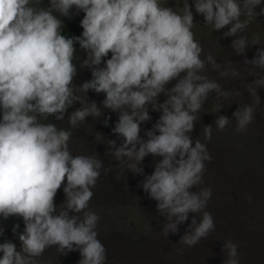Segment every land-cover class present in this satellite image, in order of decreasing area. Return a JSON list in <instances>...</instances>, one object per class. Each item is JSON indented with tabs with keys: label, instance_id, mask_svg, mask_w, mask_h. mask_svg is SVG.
I'll return each instance as SVG.
<instances>
[{
	"label": "clouds",
	"instance_id": "9594fccd",
	"mask_svg": "<svg viewBox=\"0 0 264 264\" xmlns=\"http://www.w3.org/2000/svg\"><path fill=\"white\" fill-rule=\"evenodd\" d=\"M262 4L264 0H177L173 7L168 0H48L43 6L42 0H0V222L17 217L24 224L22 232L19 223L12 228L19 248L12 240L0 242V264H37L50 247L62 255L78 251V264L106 262L96 230L100 217L89 209L103 162L95 154H73L71 130L45 122L48 117L64 120L77 102L81 106L68 115L71 128L102 114L96 101L77 95V43L86 53L80 67L90 69L92 76L79 84V92L104 93L103 108L118 113L112 133L120 143L108 139L105 153L119 161L117 179L125 169L144 175L148 155L161 158L138 187L157 201V211L166 218L165 236L177 233L192 212L201 218H192L179 243L192 247L207 238L215 229L205 210L212 190L192 189L203 183L212 156L190 133L211 93L217 99L231 96L208 77L206 67L222 77L237 73L232 61L222 67L210 54L202 58L203 46L193 32V6L214 31L227 29L223 36L234 37L232 48L244 54L249 40L243 33L252 19L264 16ZM80 13L82 33L63 34L61 17ZM243 63L258 76L244 86L259 102L257 88L264 86V75L256 70L264 71V47L251 60L245 55ZM150 107L160 115L145 139L141 129L152 119ZM233 116L236 131H246L254 108L239 107ZM109 120L105 117L103 124L108 126ZM231 121L218 115L216 128L223 131ZM203 133L211 140L212 125H204ZM95 139L103 141L99 133ZM62 186L66 198L57 211L55 198ZM4 231L0 229V237ZM222 251L224 264H239L237 243L226 240Z\"/></svg>",
	"mask_w": 264,
	"mask_h": 264
},
{
	"label": "rangeland",
	"instance_id": "374dc122",
	"mask_svg": "<svg viewBox=\"0 0 264 264\" xmlns=\"http://www.w3.org/2000/svg\"><path fill=\"white\" fill-rule=\"evenodd\" d=\"M42 2L43 6L48 5V0H42ZM261 7H264V4ZM259 10L260 8L257 7L256 11L259 12ZM82 17L83 13H80L71 19L80 24ZM226 30H219L215 37H211L212 40L206 41L208 45L204 54H213L223 49L222 57L232 61V68L237 75L228 77L219 75L222 78L219 82L222 89L230 92L231 96L228 99L223 97L217 99L215 93L214 96L209 95L197 114L198 119L192 132L194 139L207 143L208 140L204 139L203 126L211 124V140L228 145L222 155H217L218 159H213V164L205 169L203 175L208 185L206 187L212 190V197L205 210L212 214L215 229L207 238L201 239L202 245L178 246L192 218L196 217L198 222L201 218V214L190 212L188 220L178 225L177 233L169 232L164 237L173 246L169 251L161 255L158 250H155L145 259L135 260L133 256L126 257L127 260L123 264H224L227 257L222 248L228 239L238 245L239 264H264V86L257 88L259 95V102H257L244 85L252 83L258 76L253 75L251 67L243 63L245 55L251 60L256 55L257 49L264 47V16H256L245 29L243 35L248 37L249 47L244 54L235 53L231 46L234 37L223 36ZM254 37L259 38V44L252 45ZM76 48L75 62L78 76L74 84L77 87V95L83 96L89 102L96 101L98 106L102 107L104 93L97 94L92 90H89V93H82L78 90L79 84L91 79L92 76L90 69L80 67L83 59L86 58V53L80 49L79 45H76ZM225 65L226 62L221 64L222 67ZM207 67H210L208 71H215L211 65ZM256 72L264 75V71L259 69ZM175 82L173 81L168 87L173 86ZM245 105L253 106L254 119L246 131L237 132L233 113ZM217 108H221L220 112L216 111ZM218 115H226L232 120L223 131L218 130L215 125ZM147 163H149L148 166L154 164L152 161H144V171L149 169L146 166ZM90 210L96 212L101 219V224L96 230L103 235H110V241L116 248L122 249V245L128 246L130 241L133 242L139 237L147 239L151 234H153L152 241L162 239L157 236L164 233L160 213L144 215L133 208L126 212H123L124 210L109 211L104 208ZM209 241L212 242L213 249L203 246L208 245ZM146 244L141 245L142 248ZM127 249L130 250L129 252L133 251L130 246ZM185 251H188L187 255ZM190 251L195 252V256L191 257Z\"/></svg>",
	"mask_w": 264,
	"mask_h": 264
},
{
	"label": "trees",
	"instance_id": "16d2710c",
	"mask_svg": "<svg viewBox=\"0 0 264 264\" xmlns=\"http://www.w3.org/2000/svg\"><path fill=\"white\" fill-rule=\"evenodd\" d=\"M169 4L173 7L177 6V0H168ZM191 2V0H190ZM193 13H194V27L193 32L195 33V38L200 42L203 46L204 52L202 54V58L205 55L206 46L208 43L206 41L212 40L211 37H215L219 31H214L210 26H207L204 21L203 17L199 14L195 13L194 6H193ZM64 20V25L62 28V33L65 35H80L82 33V27L80 24L72 19L61 17ZM76 45H79L78 43ZM224 50L220 49L217 50L215 53L210 54L212 55L217 62L220 64L229 61V59L222 57ZM74 63H76L74 61ZM210 67H206L205 72L209 78L216 80L217 82H221V77L217 71H208ZM221 78V79H220ZM220 79V80H219ZM210 95H215L214 92ZM166 96L161 94L159 99L160 102H163ZM79 103L75 104L74 106L68 109V112L62 121H56L55 117H48V120L45 122H53L56 123L59 128L69 129L72 132V137L69 142V147L73 154H87L93 155L95 154L99 159L102 160L104 168L101 170V175L98 178L96 186L92 189L94 195L89 203V209H99L104 208L109 211H120L124 210L123 212L130 211L131 208L138 210L139 213L144 215H156L159 212L157 211V201L150 199L148 193H146L142 187H138L139 183L144 179V175L151 174L154 171V165L156 160L161 159L159 157H153L152 155H148L145 157L144 161H152L154 164L149 167L148 170L144 171V175L141 174H134L131 170L125 169L124 175L117 179V175L119 169L116 165L119 161H116L113 156L106 155L107 149L110 147L107 145L108 139H117V143H120V140L117 138L115 134L112 133V128L115 127V123L118 120V113L111 111L110 109H105L103 106H99L101 110V116L97 118L88 117L83 123L79 125L78 128H71L68 123V115L74 110V108L80 107ZM160 113L156 111H152L150 107V116L152 117L151 121L146 122L142 125L141 129V136L147 139L145 136V132L147 129H150L152 125L156 122L159 118ZM110 120L108 122V126L103 124V120L105 117H109ZM99 133L103 137L102 142H98L95 139L96 134ZM195 142L193 137V133H190ZM212 139L211 141L208 140L206 144L209 153L212 156V160L210 162H206V168L210 164H213V159H218V154H223V152L227 149L228 145L223 142L216 143L215 140ZM210 141V142H209ZM221 152V153H218ZM143 161V162H144ZM218 162V161H217ZM216 164V163H215ZM217 165V164H216ZM214 167V165H212ZM111 168V171H105V169ZM204 175V173H203ZM207 182L204 181L203 176V183L198 187H193V191H199L200 188L206 187ZM65 194L63 192V186L58 191L55 201L58 205L57 211L63 207L62 202L65 200ZM156 213V214H155ZM74 214V213H70ZM81 218L83 215H80ZM161 224L164 227L166 223V218L160 215ZM19 223L20 229L19 231H23L24 224L22 219L17 217H10L6 221L0 222V229H5L4 235L0 237V242L4 240H12L14 243L17 244V247L20 246V241L18 240V236L14 235L12 232L13 226ZM101 224V219H99L97 227ZM98 232V231H97ZM151 234L147 237V239L139 237L135 241H130L127 245H122V249L116 248L112 241H110V235L108 234H101L98 232V239L104 244L106 248V262L105 264H123L126 261V257L133 256L137 259H145L150 254H153L155 250H158L161 255H163L166 251H169L173 246L169 242H167L164 237L165 234L162 233L161 235H157L159 238H162L157 241L151 240ZM153 238V237H152ZM148 240V242H146ZM209 241L208 245L206 246L209 249H213V244ZM148 243V244H146ZM146 244L145 247L142 248L141 245ZM178 244V243H177ZM202 245L200 241L195 246ZM132 247L133 251L129 252L130 250L127 249L128 247ZM139 246V247H138ZM180 247H184L183 244L179 243ZM120 247V248H121ZM189 247V246H188ZM187 247V248H188ZM197 248L195 247V250ZM128 250V251H126ZM186 250V249H185ZM194 250V251H195ZM186 252V251H185ZM196 252V251H195ZM195 252L190 251L191 257L195 256ZM188 251L186 252L187 255ZM2 255V254H0ZM189 257V258H191ZM81 259L80 253L78 251L69 252L67 255H62L56 249V247L47 248L44 254L41 257L37 258V264H78V261Z\"/></svg>",
	"mask_w": 264,
	"mask_h": 264
}]
</instances>
